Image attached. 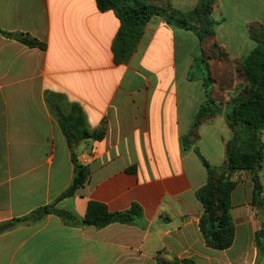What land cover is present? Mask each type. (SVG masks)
Here are the masks:
<instances>
[{"label": "crops", "instance_id": "obj_1", "mask_svg": "<svg viewBox=\"0 0 264 264\" xmlns=\"http://www.w3.org/2000/svg\"><path fill=\"white\" fill-rule=\"evenodd\" d=\"M141 1L187 12L200 0ZM219 1L214 8L225 12L210 40L200 43L193 31L153 16L124 60L114 51L121 21L113 11H100L96 0H0V225L47 206L79 220L90 202L110 212L134 203L142 208L133 225L102 229L71 225L54 213L20 223L0 234V264H264V234L257 237L264 206H254L250 173L234 177L232 246L209 247L199 227L198 191L209 178L204 161L222 170L234 136L226 113L244 84L234 67L258 46L251 27L264 28L259 0ZM232 5L242 16L230 18ZM225 24L233 29L219 33ZM6 33L30 35L45 48ZM209 41L225 50L230 67L209 87L223 113L189 136L207 99L204 75L195 78L192 69L199 52L206 57ZM208 61L220 64L216 56ZM74 106L83 128L105 130L103 140L64 131L62 121L78 128L70 119ZM72 152L91 173L73 196L61 198L74 178Z\"/></svg>", "mask_w": 264, "mask_h": 264}, {"label": "trees", "instance_id": "obj_2", "mask_svg": "<svg viewBox=\"0 0 264 264\" xmlns=\"http://www.w3.org/2000/svg\"><path fill=\"white\" fill-rule=\"evenodd\" d=\"M100 11H113L121 21V30L116 38L114 51L119 58L127 60L140 39L144 27L153 16H159L169 25L193 31L200 43L210 40L220 24L211 18L216 6V0H200L197 6L190 11L182 12L172 8H160L149 5L141 0H96ZM259 30V31H258ZM264 28L253 26L251 32L258 46L243 60L238 70L242 79L247 81V98L241 97L230 101L226 119L235 132L227 148V162L219 170L207 164L208 182L198 191V198L203 205V213L199 227L207 245L213 249L225 250L232 246L235 237V227L232 219V192L237 184L235 176L241 172L250 173L254 181V206H264V185L261 172L264 165V42L258 35ZM22 44L32 48H45V45L27 34H9ZM212 46H217L216 44ZM219 47V46H218ZM220 48V47H219ZM221 49V48H220ZM204 63H208L204 59ZM208 68V65H207ZM211 76L204 78L206 88V101L200 106L196 115L194 128L189 136L194 135L195 129L205 120L222 114V108L212 98L209 87ZM249 90V91H248ZM78 128L73 129L65 125L72 137L79 140L101 141L105 137V130L90 132L84 127V117L78 107H73L72 116ZM71 136L67 134L72 146ZM188 136V137H189ZM197 140V136H195ZM74 161V178L70 188L61 195V198L73 196L82 188L90 177L88 166L77 161L72 152ZM264 208V207H263ZM54 213L71 225L93 226L97 229L105 228L111 224L120 223L133 225L142 217V208L134 203L130 209L122 212H110L104 204L90 202L83 219L79 220L71 213L55 210L53 206L44 207L31 215L0 225V234L12 230L20 223H38L47 214ZM264 234L262 230L258 238ZM261 245V242H260ZM173 264H195L191 260L175 261Z\"/></svg>", "mask_w": 264, "mask_h": 264}, {"label": "rangeland", "instance_id": "obj_3", "mask_svg": "<svg viewBox=\"0 0 264 264\" xmlns=\"http://www.w3.org/2000/svg\"><path fill=\"white\" fill-rule=\"evenodd\" d=\"M259 1H260L259 15H260V18H264V0H259ZM219 2H220L219 0H216V3H217L218 6H219ZM152 6H154V5H152ZM156 7H158V6H156ZM221 12H225V8L223 10V9H220L218 7L212 13L211 18L216 20V21H219L217 16H220ZM226 12L229 13L230 18L233 17L232 16L233 14H236V16L238 14V18H239V16H242V14L238 13V11H237V13H235L236 11H235V6L234 5H232L230 7V9H228V11L226 10ZM230 18H229V20H230ZM235 24L236 25L234 26V28L236 30H240L241 29L240 22L235 21ZM227 28L233 29L231 24H225V25L221 26V28H218L219 33H223ZM258 37L261 40H263V42H264V31H260V34L258 35ZM224 40H225V38H221L220 39V43H224L225 44ZM237 43H238V41H237ZM211 45H213V43H211V41H209V43L204 48L205 49V55H206L207 58L201 52H199L200 53L198 55L199 56V60L197 61V63L194 66V68L192 69V74H193V76L195 78L202 77L203 75H204V78H208L209 75H210L211 78H212L211 83H213V82L219 81L220 77L222 76L221 73H225V72L229 71L230 67H229V64H228V58L225 56V53H226L225 50L223 48L220 49L217 44H216L217 46H211ZM226 45L230 46V50L233 49V42L232 41L228 42ZM211 56L212 57L216 56L220 60V64H214L213 66H211V64H209L208 68H207V64L204 63V59L208 61ZM223 61L226 62L224 64L226 66L225 68L222 66L223 65V63H222ZM238 67H239V65H235V67H234L235 70H234L233 74H234V76H237L238 80L240 81V80H242V75H241V72H239ZM243 81H244L243 89L241 88L242 90H240L239 97H241L242 94H243L242 97L243 98L244 97L247 98L248 92L246 93V90L248 88V83L244 79H243ZM211 83L209 84L210 86L212 85ZM219 106L222 107L221 105H219ZM262 140L264 141V131H263V134H262ZM261 175H264V165H263V170L261 172ZM263 185H264V180H263Z\"/></svg>", "mask_w": 264, "mask_h": 264}, {"label": "water", "instance_id": "obj_4", "mask_svg": "<svg viewBox=\"0 0 264 264\" xmlns=\"http://www.w3.org/2000/svg\"><path fill=\"white\" fill-rule=\"evenodd\" d=\"M87 146H90V148H92V143H88Z\"/></svg>", "mask_w": 264, "mask_h": 264}]
</instances>
